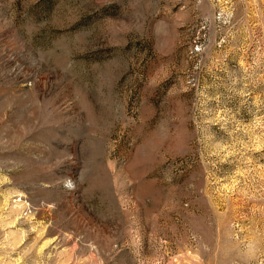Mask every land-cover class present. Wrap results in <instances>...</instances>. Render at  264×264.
<instances>
[{
    "label": "rangeland",
    "instance_id": "374dc122",
    "mask_svg": "<svg viewBox=\"0 0 264 264\" xmlns=\"http://www.w3.org/2000/svg\"><path fill=\"white\" fill-rule=\"evenodd\" d=\"M0 264H264V0H0Z\"/></svg>",
    "mask_w": 264,
    "mask_h": 264
}]
</instances>
